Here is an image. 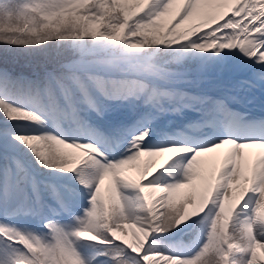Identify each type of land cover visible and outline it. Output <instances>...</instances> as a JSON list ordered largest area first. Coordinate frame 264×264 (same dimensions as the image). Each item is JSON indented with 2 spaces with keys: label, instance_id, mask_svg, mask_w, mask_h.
<instances>
[{
  "label": "snow or ice",
  "instance_id": "snow-or-ice-1",
  "mask_svg": "<svg viewBox=\"0 0 264 264\" xmlns=\"http://www.w3.org/2000/svg\"><path fill=\"white\" fill-rule=\"evenodd\" d=\"M257 102L264 0H0V264H264Z\"/></svg>",
  "mask_w": 264,
  "mask_h": 264
},
{
  "label": "bare ground",
  "instance_id": "bare-ground-1",
  "mask_svg": "<svg viewBox=\"0 0 264 264\" xmlns=\"http://www.w3.org/2000/svg\"><path fill=\"white\" fill-rule=\"evenodd\" d=\"M254 105L257 106V107H261L260 104H259L258 102L255 103ZM261 108L263 109L264 107H261ZM252 151H257V150L254 149V150H252ZM129 238H130V240H131V237H130V236L128 237V239H129Z\"/></svg>",
  "mask_w": 264,
  "mask_h": 264
},
{
  "label": "rangeland",
  "instance_id": "rangeland-1",
  "mask_svg": "<svg viewBox=\"0 0 264 264\" xmlns=\"http://www.w3.org/2000/svg\"><path fill=\"white\" fill-rule=\"evenodd\" d=\"M161 159H162V158H161ZM107 188H108V184H107V182H106V185H105V190H106V191H107ZM131 231H132V230H129V233H130L129 236H130V237H131ZM129 240H130V238H129Z\"/></svg>",
  "mask_w": 264,
  "mask_h": 264
}]
</instances>
